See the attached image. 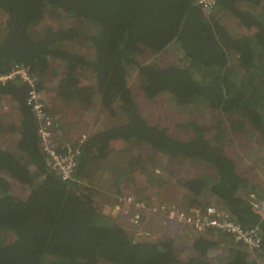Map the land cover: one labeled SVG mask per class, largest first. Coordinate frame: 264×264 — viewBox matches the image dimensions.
Listing matches in <instances>:
<instances>
[{
	"label": "trees",
	"instance_id": "16d2710c",
	"mask_svg": "<svg viewBox=\"0 0 264 264\" xmlns=\"http://www.w3.org/2000/svg\"><path fill=\"white\" fill-rule=\"evenodd\" d=\"M1 10L7 18L0 24V74L16 64L28 65L45 92L58 79L57 96L69 104L89 108L101 98L114 123L109 126L108 120L104 129L88 134L76 171L86 184L65 181L45 167L37 120L26 104L27 85L16 79L0 84V105L4 98L19 112L13 120L2 116L0 108V264H264V214L250 196L261 200L264 192H257L259 187L225 150L228 133L246 127L264 140V0H217L218 11L209 15L194 0H0ZM220 12L232 15L246 33L232 35ZM50 13H61L68 25L44 26ZM71 43L89 53L71 51ZM171 48L184 61H154ZM134 67L136 88L144 98L166 96L190 115L220 111L227 128L218 123L217 133L211 134V128L190 116L182 124L190 135L181 139L150 124L129 83ZM85 71L94 76V86L80 78ZM1 133L18 136L15 149L5 145ZM112 141L124 142L131 152L155 151L140 159L134 154L126 167L124 162L107 172L116 193L139 183L144 173L153 177V187L146 191L145 185L133 195L146 203L159 201L166 179L158 169L173 176L174 158L212 167L208 178L178 177L171 189L177 191L176 200L190 211L211 204L224 207L245 228L259 225L261 260L219 230L190 231L186 250L192 254L186 257L176 245L177 225L160 221L161 234L152 231L151 239H137L134 226L127 228L124 219L104 213L96 190L101 182L95 183L90 169L104 161ZM156 179L165 184L148 192ZM14 184L26 186L28 195H15ZM210 233L229 237L238 249L226 255L218 241L204 236Z\"/></svg>",
	"mask_w": 264,
	"mask_h": 264
},
{
	"label": "rangeland",
	"instance_id": "374dc122",
	"mask_svg": "<svg viewBox=\"0 0 264 264\" xmlns=\"http://www.w3.org/2000/svg\"><path fill=\"white\" fill-rule=\"evenodd\" d=\"M218 11V10H217ZM61 14V13H60ZM57 13V15H54L52 13L48 14V17L46 21L43 23L45 24H52L53 26H66L68 23L62 18V15ZM219 16H221L222 22L226 25L230 33L234 36L241 35L246 33L245 30H243L242 25L234 19V17L228 13H219ZM7 18L6 13L1 10L0 11V24L3 26L5 24V20ZM220 19V20H221ZM91 29H93V25H91ZM175 48V47H174ZM69 49L71 51H86L89 53L88 49L83 48L80 46L79 43H71ZM231 61L234 62L236 55L233 54L231 56ZM183 56L179 54L178 51L171 48L170 50L166 51L164 54H161L154 58V61L161 62L162 64L172 63V62H181ZM184 61V58H183ZM137 76H138V70L134 68H130L128 72V78L129 83L131 86V90L133 94L135 95L136 101L139 105L140 110L142 111L144 117L147 119V121L150 124H158L161 127L167 128L168 132L176 137H179L181 139H188L189 135L186 128L182 127V124L185 122L188 117L192 116L194 119H197L199 123H201L203 126L207 128H211V134L217 133V124L221 123L223 126L227 128L228 121L225 118V116L220 111H213V110H201L198 113H192L190 115V112H186L182 109H180L178 106L172 104L168 97L161 96L156 99H146L144 96L137 91L136 84H137ZM80 78L83 79L84 82L89 83L91 85H95V78L90 72H83L80 75ZM58 80V79H57ZM57 80L53 79L50 85L48 86V91H44V94L46 96V99L51 104L52 99H55L53 104V112H56L57 119L60 120L64 132H65V139H76L83 133L89 134L92 131H97L95 129L101 130V128L106 127V122L110 120L109 126L112 125L113 119H110L109 112L101 105V98L96 97L94 100V103L92 104V107L89 108L85 107H79L75 104H69L66 101L60 99L57 96ZM41 89V88H40ZM52 98V99H51ZM1 103H4V105H0V108L2 107V116L6 117H15L13 120H16L18 118V115H16V108H13L8 102H6V99L2 98ZM50 106V105H49ZM51 108V107H49ZM60 114V115H58ZM122 118L121 111L119 112L117 119L120 120ZM107 125V126H108ZM258 131L252 129L251 127H246L245 132H237L234 134L228 133L230 138L227 137L226 139V147L225 150L228 153V155L233 158L236 163L239 165V168L241 171L255 184L259 187L257 189V192H264V140L261 139V136L257 133ZM2 138L5 139V145L8 148L15 149L14 146L16 144V141L18 139V136L13 133H8L7 135L3 136L1 133ZM260 136V137H259ZM106 158L104 161H99L98 164L95 166L98 170V174L95 178V183L100 181V185H97L96 190H99V196L108 197L111 198L110 202L115 209L120 211V214L117 215V217L122 218L123 214V207L128 209V206H125L124 201H121L119 199H122L123 196L131 195L133 196L135 193H138V189L145 190L146 185V191L148 185L150 187H153L151 185L150 180L152 181L153 177H150L149 174L144 173L143 176L139 177L140 182L144 184V187L142 188L141 183L134 182L133 186H124L121 190V193H113L114 199L111 197V191L113 188L112 185V179L110 177V173L108 174L107 171L104 170V168L101 166V163H110L111 166H114L118 168V165H124V162L127 166V163L131 160L132 155H138L139 159L144 158L148 153L155 151L151 148H146L143 150H135L134 152H131L127 146L122 141H112L109 143V146L107 147ZM157 156H160V154H156ZM161 161V159H159ZM100 167V168H97ZM152 169V168H151ZM170 169L174 172L173 176H170V174L166 170L158 169L160 176L166 179V184L162 181H158L157 179L155 181L154 188L148 189V192L150 190L159 189L162 186V183L165 184L164 189H162L161 192L157 195L158 200L162 201V204L167 205H176L181 206L178 200H176V190H171L172 188H175V180L178 177L183 178H197V177H205L208 178L211 176V174L214 173V169L208 165H206L205 162H199L194 161L192 159H187L186 157H178L173 159V163L170 164ZM101 170L104 172L101 173ZM138 170V169H137ZM136 170V171H137ZM94 172V170H93ZM92 172V173H93ZM158 173V175H159ZM100 176V177H97ZM157 178V177H156ZM136 189V190H134ZM13 191L15 195L25 198L28 195V189L26 186L14 184L13 185ZM135 191V192H134ZM105 192L108 193L105 194ZM169 192L168 196L166 197L165 194ZM251 197H254L256 201L259 200L253 193L250 195ZM158 201V202H159ZM100 205H104L105 201L102 199H99ZM161 203V202H159ZM104 208V206H103ZM133 208L128 210L127 215H124V217H131ZM115 217V218H117ZM119 218V220L121 219ZM128 220V219H127ZM125 221L123 220L122 224L124 226ZM157 234L162 233V228L158 225V228L156 229ZM180 229H177L176 235V245L180 248H184V256H189L191 254L190 250L188 249V238L190 232H185V234L180 233ZM175 235V233H173ZM172 234V235H173ZM264 253V252H263ZM258 260H261V257L259 255H253ZM100 264H113L110 262H107L105 260H102Z\"/></svg>",
	"mask_w": 264,
	"mask_h": 264
},
{
	"label": "built area",
	"instance_id": "2783aa9c",
	"mask_svg": "<svg viewBox=\"0 0 264 264\" xmlns=\"http://www.w3.org/2000/svg\"><path fill=\"white\" fill-rule=\"evenodd\" d=\"M194 1L208 15L217 11V0ZM15 79L28 87L26 104L37 120L45 167L54 171L65 181H74L85 185L86 182L80 177H76V171L88 135L83 133L77 140L63 137V126L60 120L52 115L48 100L39 87V78L30 66L16 64L10 72L0 74V84L2 85ZM119 200L124 201L125 206H128V209L123 207L125 215L129 209L133 208V213L131 217H128V221L135 227L134 235L137 239H151L154 236L152 230L144 225L150 218H156L159 221L177 225L181 234H185L186 231L206 234L211 230H219L231 235L235 242L245 245L253 255H258L257 251L260 252L263 246V233L260 226L254 225L245 228L224 207L211 204L190 211L180 206L162 204L158 201L151 204L146 203L126 194ZM256 208L264 214V199L256 203Z\"/></svg>",
	"mask_w": 264,
	"mask_h": 264
},
{
	"label": "crops",
	"instance_id": "0c3cea01",
	"mask_svg": "<svg viewBox=\"0 0 264 264\" xmlns=\"http://www.w3.org/2000/svg\"><path fill=\"white\" fill-rule=\"evenodd\" d=\"M54 101H55V99H52V101H51V104H50V102H49V107H51V108H49L50 109V111H51V113H53L52 115H54V116H56L57 114H56V112H53L54 110H53V104H52V102L54 103ZM16 113L17 114H19V112L18 111H16ZM58 115H60V114H58ZM61 116V115H60ZM57 117V116H56ZM101 129H103V128H101ZM95 130H98V129H95ZM63 137H65V132L63 133ZM108 165V168L106 167ZM112 168L113 166H111L110 165V163H105V168H104V170L105 171H107L108 172V169L109 168ZM97 168H100V167H97ZM93 169V168H92ZM96 169V168H95ZM98 170L99 169H96V170H94V172H93V170H91L90 169V173H92V175H94V178L96 177V175L98 174ZM104 171L103 170H101V175H102V173H103ZM97 177H100V176H97ZM113 188H111V189H113L111 192V197L113 196L114 197V195L115 194H117L115 191H116V188L113 186V185H111ZM115 190V191H114ZM122 190V189H121ZM113 193H115L114 195H113ZM105 194H107L108 195V193L107 192H105ZM100 195V194H99ZM112 197V198H113ZM99 199H102L103 201H105V203H103L104 205V208H103V206L102 205H100V203H99V200H98V204H99V206L101 207V209L102 210H109L110 212H111V210L113 209V207H112V205H111V202H110V200H111V198H108V197H103V196H99ZM114 199V198H113ZM117 208V207H116ZM103 211V212H104ZM106 212V211H105ZM104 212V213H105ZM120 214V212H118V214L117 215H119ZM123 216L125 215L124 213L122 214ZM122 216V218H121V216L119 217V218H121V219H124L126 222H125V226H127V228H129L130 226V224H129V221L126 219V217H123ZM117 217V216H116ZM160 223V221L158 220V219H156V218H150L146 223H145V225H144V227H146V228H148V229H151L153 232L154 231H156V229L158 228V225H160L159 224ZM204 236H206L208 239H213V240H216V241H218L219 243H220V245L222 246V252L223 253H226V255H229V254H234L235 253V250H237L238 249V247L236 246H234L235 245V243L228 237L227 238V236H217V235H215V234H212V233H210V234H207V235H204ZM191 243H190V238L188 239V245H189V247H191V245H190ZM191 254H192V251H191ZM223 264V263H222Z\"/></svg>",
	"mask_w": 264,
	"mask_h": 264
},
{
	"label": "water",
	"instance_id": "95a60500",
	"mask_svg": "<svg viewBox=\"0 0 264 264\" xmlns=\"http://www.w3.org/2000/svg\"><path fill=\"white\" fill-rule=\"evenodd\" d=\"M118 208L112 209L111 212L108 210H103L106 214L110 215L111 217L115 218L118 214V212H120L119 210H117Z\"/></svg>",
	"mask_w": 264,
	"mask_h": 264
},
{
	"label": "clouds",
	"instance_id": "9594fccd",
	"mask_svg": "<svg viewBox=\"0 0 264 264\" xmlns=\"http://www.w3.org/2000/svg\"><path fill=\"white\" fill-rule=\"evenodd\" d=\"M88 135V134H87ZM88 139V138H87Z\"/></svg>",
	"mask_w": 264,
	"mask_h": 264
}]
</instances>
